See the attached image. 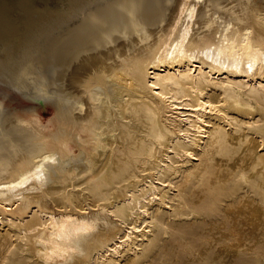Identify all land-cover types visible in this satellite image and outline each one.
I'll list each match as a JSON object with an SVG mask.
<instances>
[{"label": "bare ground", "instance_id": "6f19581e", "mask_svg": "<svg viewBox=\"0 0 264 264\" xmlns=\"http://www.w3.org/2000/svg\"><path fill=\"white\" fill-rule=\"evenodd\" d=\"M205 172L254 176L264 203V0H0L13 264H131L160 224L220 219L187 195Z\"/></svg>", "mask_w": 264, "mask_h": 264}, {"label": "rangeland", "instance_id": "374dc122", "mask_svg": "<svg viewBox=\"0 0 264 264\" xmlns=\"http://www.w3.org/2000/svg\"><path fill=\"white\" fill-rule=\"evenodd\" d=\"M25 101L30 102L29 99ZM40 111L45 114L41 124L52 127L55 118L53 108L47 106ZM72 147V154H77L78 147ZM219 173L211 176L205 172L190 180L187 195H199L204 207L211 209L220 219L204 225H197L200 220L197 217L181 219L183 226L171 222L160 224L152 241L146 242L144 250L131 264H264V203L253 186L255 177L248 173L233 174L221 182L217 178ZM79 178L83 179V185H87L84 182L86 174ZM50 203L56 209L54 203ZM215 223H220L223 229L236 223L240 234L238 240L232 235L220 238L217 234H210L209 230ZM3 248L0 247V264H13L10 251ZM127 262L128 257H124L118 264Z\"/></svg>", "mask_w": 264, "mask_h": 264}]
</instances>
